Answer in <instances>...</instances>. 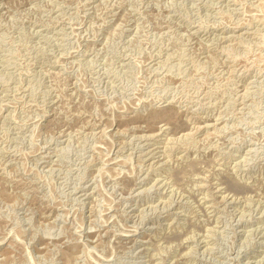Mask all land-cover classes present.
Returning a JSON list of instances; mask_svg holds the SVG:
<instances>
[{"label":"rangeland","instance_id":"obj_1","mask_svg":"<svg viewBox=\"0 0 264 264\" xmlns=\"http://www.w3.org/2000/svg\"><path fill=\"white\" fill-rule=\"evenodd\" d=\"M0 264H264V0H0Z\"/></svg>","mask_w":264,"mask_h":264},{"label":"bare ground","instance_id":"obj_2","mask_svg":"<svg viewBox=\"0 0 264 264\" xmlns=\"http://www.w3.org/2000/svg\"><path fill=\"white\" fill-rule=\"evenodd\" d=\"M214 126V125H213ZM208 127V126H207ZM210 127V126H209ZM132 131V130H131ZM105 133V132H104ZM138 144V143H137ZM48 245V244H47ZM162 259V258H161Z\"/></svg>","mask_w":264,"mask_h":264}]
</instances>
